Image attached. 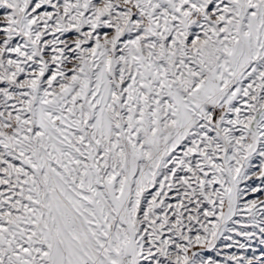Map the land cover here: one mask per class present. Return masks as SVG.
<instances>
[{"label": "snow or ice", "instance_id": "1", "mask_svg": "<svg viewBox=\"0 0 264 264\" xmlns=\"http://www.w3.org/2000/svg\"><path fill=\"white\" fill-rule=\"evenodd\" d=\"M0 264H264V0H0Z\"/></svg>", "mask_w": 264, "mask_h": 264}]
</instances>
